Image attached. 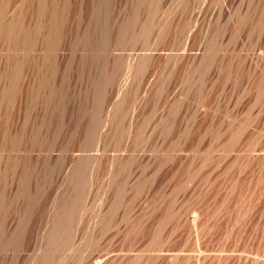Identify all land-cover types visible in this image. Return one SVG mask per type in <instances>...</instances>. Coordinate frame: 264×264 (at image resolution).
I'll return each instance as SVG.
<instances>
[{
  "label": "bare ground",
  "instance_id": "6f19581e",
  "mask_svg": "<svg viewBox=\"0 0 264 264\" xmlns=\"http://www.w3.org/2000/svg\"><path fill=\"white\" fill-rule=\"evenodd\" d=\"M259 155L264 0H0V249L55 264L90 203L83 264L213 255L209 193Z\"/></svg>",
  "mask_w": 264,
  "mask_h": 264
},
{
  "label": "rangeland",
  "instance_id": "374dc122",
  "mask_svg": "<svg viewBox=\"0 0 264 264\" xmlns=\"http://www.w3.org/2000/svg\"><path fill=\"white\" fill-rule=\"evenodd\" d=\"M230 175L234 176V183L232 179H224L213 193H209L210 217L204 223L200 234L201 246L211 249L214 254L197 255V252H189L190 255L182 254L173 260L160 258L154 264H196V256H199L200 264H264V155L253 158L244 169H233ZM88 206L83 210L76 237L68 245V250H64V253L60 251L61 257L58 255L60 258L58 257L55 264H83L80 257L88 252L80 253V250L87 240L85 238L93 230L89 220L93 208L90 203ZM82 229L84 234L80 232ZM78 232L82 235L79 236ZM177 243H184V248H189L192 235L176 232L171 238V245L176 248ZM35 246L22 251L17 249L15 252L9 247L0 249V264H37L42 247L39 244ZM78 247L80 249L77 250Z\"/></svg>",
  "mask_w": 264,
  "mask_h": 264
}]
</instances>
